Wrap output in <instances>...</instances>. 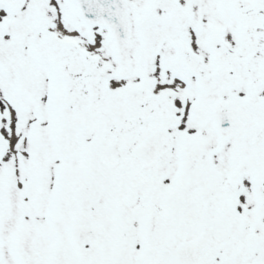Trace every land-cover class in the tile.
<instances>
[{
	"label": "snow or ice",
	"instance_id": "obj_1",
	"mask_svg": "<svg viewBox=\"0 0 264 264\" xmlns=\"http://www.w3.org/2000/svg\"><path fill=\"white\" fill-rule=\"evenodd\" d=\"M0 264H264V0H0Z\"/></svg>",
	"mask_w": 264,
	"mask_h": 264
}]
</instances>
